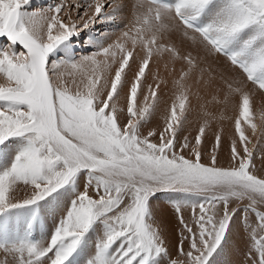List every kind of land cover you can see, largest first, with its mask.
I'll return each mask as SVG.
<instances>
[{
    "label": "snow or ice",
    "instance_id": "obj_1",
    "mask_svg": "<svg viewBox=\"0 0 264 264\" xmlns=\"http://www.w3.org/2000/svg\"><path fill=\"white\" fill-rule=\"evenodd\" d=\"M82 2L87 15L93 4ZM29 4L0 0V37L9 42L0 47V252L11 255L13 264H213L237 214L245 212L255 218H241L249 241L245 258L249 264H264V212L257 208L264 205V177L254 174L251 140L242 126L257 132L251 94L226 81L228 96L239 97L235 132L240 149L233 140L229 166H218L221 137L216 135L204 163L207 121L194 140L185 136L178 142L177 135L187 120L191 88L186 81L198 68L197 59L159 43L174 30V21L183 27L185 39L196 43L198 36L205 50L225 58L264 92V0H135L132 29L80 62L71 49L77 26L61 18L62 11L67 14L66 0L48 9L50 17L30 11ZM114 16L95 0L94 16L83 27ZM137 46L144 55L128 85L122 124L124 109L116 101ZM59 52L64 59L50 63ZM154 54H168L186 70L175 81L177 93L164 127L145 132L161 83L147 86L142 106L138 93ZM259 118L264 121V113ZM21 187L31 194L15 201L13 194ZM160 191L179 194L172 204L188 234L178 246L183 259H173L164 246L152 208ZM245 201L243 208L230 207ZM64 202L66 211L48 241L35 239L42 205ZM185 207L191 208V223L182 214ZM7 255L0 264H9Z\"/></svg>",
    "mask_w": 264,
    "mask_h": 264
},
{
    "label": "rangeland",
    "instance_id": "obj_2",
    "mask_svg": "<svg viewBox=\"0 0 264 264\" xmlns=\"http://www.w3.org/2000/svg\"><path fill=\"white\" fill-rule=\"evenodd\" d=\"M60 0H30V4L26 6L30 11L43 13L51 16L52 13L48 9L56 5ZM106 5V14L112 15L115 11V16L111 20L96 18L89 23L88 28L83 25L94 16L95 0H88V3L93 4L92 8L87 9V15H83L86 5H83L82 0H66L67 14L64 11L61 13V18L65 23H75L77 32L71 38V49L74 59L77 62L82 61L85 57L92 56L99 51L101 47H108L121 40L122 33L132 29L135 17L131 11L122 8L124 0H102ZM76 4H81L80 8H76ZM105 13H102V15ZM83 16L81 19L80 17ZM70 18V19H69ZM97 41L99 43H97ZM122 42V41H121ZM8 41L6 38L0 37V47L7 48ZM159 43L172 44L181 50L182 54L192 52L197 59L198 68L192 73L191 77L186 81V84L191 88L189 94V106L187 112V120L182 128L178 131V142H182L187 136L189 140H194L199 128L207 121L205 135L203 137L204 158L203 162L208 163V151L215 142V136L221 137L220 149L217 153L218 166L227 167L230 164V146L231 142H237L238 150L240 149L239 138L235 132V119L239 114V97H229L226 81L237 86L238 83L243 85L251 94L252 110L256 115L255 123L258 125L255 135L246 125H242L245 134L251 140L248 145L250 151L253 152L254 174L259 177H264V121L259 116L264 113V92L256 90L250 83H247L239 72V70L230 67L226 60L218 56L210 54L204 49L200 41L193 43L189 39H185L183 32L174 28V30L163 37ZM131 49V44L126 45ZM19 48V46H17ZM143 50L137 46L133 53V60L130 61L131 70L126 69L125 80L126 84L120 98L116 101L118 108L124 109L119 113L120 122L123 124L126 120L127 94L128 85L132 82L135 73L138 71L139 64L143 58ZM64 59V53L59 52L50 57V63ZM97 59H103L97 57ZM119 60V57H117ZM221 60V61H220ZM118 63L113 65L112 73L114 75ZM186 70V66L182 61L173 62L168 54L163 56L155 55L149 64V69L146 70L145 79L142 81V90L138 93V106L143 104V96L148 94V85L155 87L156 83L160 82L161 86L157 89L158 101L155 112L151 116L144 131L148 129L161 130L164 127L165 117L168 115V109L173 102L177 89L175 81L179 79L181 70ZM201 70H203V78H201ZM227 97V102L226 101ZM210 113L209 117H205L204 113ZM83 183V181H81ZM27 193L23 189L22 193ZM20 193V194H22ZM24 194V193H23ZM23 200L28 198L23 196ZM179 198V194L171 191H160L152 200V208L160 226L161 236L164 246L168 249L170 256L173 259L179 257L178 246L184 236L188 234L182 229L177 214L174 211L172 201ZM17 201L16 199H14ZM244 204L237 205L233 203L232 208H243ZM67 202L56 206L54 204H43L40 210V220L34 228V238L43 240L45 243L50 238L54 227L59 219H61L66 211ZM258 210L264 212V205H258ZM198 212V209H197ZM184 219L191 223V208H182ZM247 216L249 220L254 221V217L245 212L237 214L232 227L229 231L227 242L225 243L219 255L213 258V264H249L245 258V253L248 250L249 241L247 232L241 227V218ZM195 230V229H194ZM97 238L96 233L92 234V241ZM189 241L183 240V248L188 250ZM92 252L90 245L89 253ZM6 253L0 252V261L6 258ZM9 264H13V257L7 255ZM166 264V261H165Z\"/></svg>",
    "mask_w": 264,
    "mask_h": 264
},
{
    "label": "bare ground",
    "instance_id": "obj_3",
    "mask_svg": "<svg viewBox=\"0 0 264 264\" xmlns=\"http://www.w3.org/2000/svg\"><path fill=\"white\" fill-rule=\"evenodd\" d=\"M170 2H172V0H170ZM134 3H135V0H124V2L122 3V8H125V9H128L129 11H131V13H132V15H133V13H134V8H133V5H134ZM134 16V15H133ZM171 23V25L173 26V28H175V29H177V30H179V31H181V32H183L184 33V29H183V27L182 26H180V27H177L176 26V22H170ZM188 35L189 36H193V35H196V34H194V33H192V32H189L188 33ZM197 38V41L199 40V37L197 36L196 37ZM219 58H222L223 60H226L225 58H223V57H219ZM221 61V60H220ZM231 67V66H230ZM23 187H21V188H19L14 194H13V196H17V197H19V198H21V200H23V198L21 197L22 196V194H23V196L24 195H26L27 197L29 196L27 193H28V191H31V189L29 188V189H26V191H27V193H25V192H23L22 193V191H23ZM20 193H22V194H20ZM25 197V196H24ZM26 199V198H25Z\"/></svg>",
    "mask_w": 264,
    "mask_h": 264
},
{
    "label": "crops",
    "instance_id": "obj_4",
    "mask_svg": "<svg viewBox=\"0 0 264 264\" xmlns=\"http://www.w3.org/2000/svg\"><path fill=\"white\" fill-rule=\"evenodd\" d=\"M27 194L30 195V194H31V191H28ZM13 197H14V199H16L17 201H22L21 198H19V197H17V196H13Z\"/></svg>",
    "mask_w": 264,
    "mask_h": 264
}]
</instances>
